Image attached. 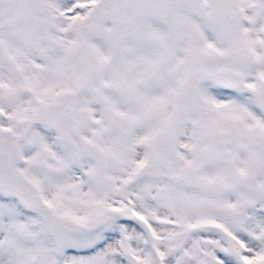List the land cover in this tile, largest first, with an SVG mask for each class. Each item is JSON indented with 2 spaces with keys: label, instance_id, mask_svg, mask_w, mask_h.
<instances>
[{
  "label": "snow or ice",
  "instance_id": "6c2138e0",
  "mask_svg": "<svg viewBox=\"0 0 264 264\" xmlns=\"http://www.w3.org/2000/svg\"><path fill=\"white\" fill-rule=\"evenodd\" d=\"M0 264H264V0H0Z\"/></svg>",
  "mask_w": 264,
  "mask_h": 264
}]
</instances>
